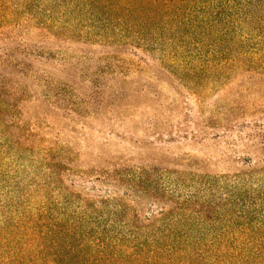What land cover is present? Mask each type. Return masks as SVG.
Wrapping results in <instances>:
<instances>
[{"label": "trees", "instance_id": "16d2710c", "mask_svg": "<svg viewBox=\"0 0 264 264\" xmlns=\"http://www.w3.org/2000/svg\"><path fill=\"white\" fill-rule=\"evenodd\" d=\"M179 63L198 103L200 82L264 75V0H0V177L5 157L35 177L18 197L0 189V264H264V157L204 172L181 200L153 162L79 166L52 125L132 121L113 104L131 71Z\"/></svg>", "mask_w": 264, "mask_h": 264}, {"label": "rangeland", "instance_id": "374dc122", "mask_svg": "<svg viewBox=\"0 0 264 264\" xmlns=\"http://www.w3.org/2000/svg\"><path fill=\"white\" fill-rule=\"evenodd\" d=\"M83 66L85 70H93L90 64L83 63ZM184 70L179 63L172 70L153 64L143 74L131 71L127 82L123 83V98L113 104L126 106L128 114L125 116L132 121L126 123L121 116L123 119L119 120L124 122L109 124L101 115H96L89 116L82 127L51 114L52 125L62 130V138L76 141L74 145L81 149L79 166L104 165L105 160L120 156L153 162L163 173L162 183L174 192L172 197L185 199L191 188L199 187L196 178L204 172L232 175L245 170L250 159L253 162L264 157L261 138L253 141L250 137H264V75H254L253 80L247 78L248 74H244V78L241 75L227 89L210 86L208 81L200 82L201 102L198 103L188 88L197 85L190 83L188 71ZM62 73L64 78L66 72ZM245 87L252 90L245 91ZM229 122L234 124L226 127ZM80 131L87 133L85 140L79 135ZM5 162L0 189L13 190V197L31 189L34 175L26 171L15 179L14 159L5 157ZM7 174L11 176L10 181L3 183ZM41 192L45 198L51 195L48 187ZM37 200L41 201L42 197L38 196ZM170 204L176 205L173 201ZM179 218H185L188 224V213Z\"/></svg>", "mask_w": 264, "mask_h": 264}]
</instances>
